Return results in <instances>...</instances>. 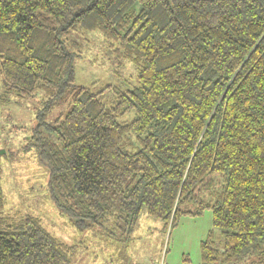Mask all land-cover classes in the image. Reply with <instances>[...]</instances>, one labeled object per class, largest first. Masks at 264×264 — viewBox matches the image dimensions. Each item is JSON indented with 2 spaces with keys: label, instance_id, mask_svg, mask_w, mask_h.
Segmentation results:
<instances>
[{
  "label": "trees",
  "instance_id": "obj_1",
  "mask_svg": "<svg viewBox=\"0 0 264 264\" xmlns=\"http://www.w3.org/2000/svg\"><path fill=\"white\" fill-rule=\"evenodd\" d=\"M80 32L136 62L137 85L75 84ZM0 82L46 92L26 147L79 233L127 241L143 211L164 232L208 209L201 264H264V0H0ZM4 208L0 184V264H70L75 246Z\"/></svg>",
  "mask_w": 264,
  "mask_h": 264
},
{
  "label": "rangeland",
  "instance_id": "obj_2",
  "mask_svg": "<svg viewBox=\"0 0 264 264\" xmlns=\"http://www.w3.org/2000/svg\"><path fill=\"white\" fill-rule=\"evenodd\" d=\"M68 38L84 47L82 55L74 61L75 84L90 87L93 92L105 85L121 90L137 85L138 64L114 58L100 34L80 32ZM2 91L0 82V150L5 151L0 155V184L5 198V216L31 214L38 217L56 239L75 246L70 264H201L200 243L213 229L208 209L194 217H181L173 228L164 232L163 223L143 211L127 241L120 237L117 229L99 228L79 233L72 228L49 199L46 167L26 147L39 121L38 111L44 106L41 101L48 99L46 92L37 90L34 98L25 99ZM55 108L44 116L45 122L52 124L56 115L66 110L65 106ZM132 116V112L126 113L120 120L129 121ZM214 237L221 250L217 229Z\"/></svg>",
  "mask_w": 264,
  "mask_h": 264
},
{
  "label": "water",
  "instance_id": "obj_3",
  "mask_svg": "<svg viewBox=\"0 0 264 264\" xmlns=\"http://www.w3.org/2000/svg\"><path fill=\"white\" fill-rule=\"evenodd\" d=\"M4 153H5V151H4V150H0V155H1V154H4Z\"/></svg>",
  "mask_w": 264,
  "mask_h": 264
}]
</instances>
